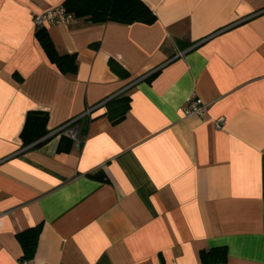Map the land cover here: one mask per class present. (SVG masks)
<instances>
[{
    "label": "crops",
    "instance_id": "1",
    "mask_svg": "<svg viewBox=\"0 0 264 264\" xmlns=\"http://www.w3.org/2000/svg\"><path fill=\"white\" fill-rule=\"evenodd\" d=\"M64 1L0 0V264H19L17 234L36 226L28 264H202L214 247L220 264H264V0H141L152 24L45 27L74 74L32 21ZM117 95L129 110L113 125ZM189 97L202 120L184 117ZM32 110L50 131L38 148L20 138ZM69 120L80 137L60 151Z\"/></svg>",
    "mask_w": 264,
    "mask_h": 264
},
{
    "label": "trees",
    "instance_id": "2",
    "mask_svg": "<svg viewBox=\"0 0 264 264\" xmlns=\"http://www.w3.org/2000/svg\"><path fill=\"white\" fill-rule=\"evenodd\" d=\"M62 5L75 19H84L92 24L107 22L123 25L133 23L152 24L156 19L155 15L141 0H65ZM35 36L48 58L55 63V66L62 74L75 73L77 68L75 56L70 54L59 55L45 28L35 29ZM108 66L116 75H123V69L115 61L109 59ZM129 102L130 99L126 95H117L106 100L103 103L105 107L103 116L113 125L121 122L129 110ZM79 121L76 120L74 124L79 126ZM46 123L47 113L45 111H28L20 132L22 146L32 145L33 148H38L44 144L50 133L46 129ZM59 128L55 133L60 135L58 149L60 151H68L72 142L65 133L67 128L62 130H59ZM38 233L39 227L36 226L17 234L23 251L20 260L28 261L31 259L37 244ZM199 255L202 264H220L226 260V248L214 247L207 251H200Z\"/></svg>",
    "mask_w": 264,
    "mask_h": 264
},
{
    "label": "built area",
    "instance_id": "3",
    "mask_svg": "<svg viewBox=\"0 0 264 264\" xmlns=\"http://www.w3.org/2000/svg\"><path fill=\"white\" fill-rule=\"evenodd\" d=\"M32 21L34 28H45L50 25L54 24H65L69 25L74 21V17L68 13L64 6L57 5L55 7L46 9L45 11H42L40 13H35L32 16ZM208 106L203 103V101L200 98L195 97H189L184 105L183 108V115L184 117H197L198 119H203L205 115L207 114ZM76 120H71L64 125H62L59 130H62L64 128H67L65 130V133L73 138L74 140H78L80 137L79 133V127L78 125H75L74 123ZM225 119L224 117H218L214 121V127L216 130L222 129L224 125ZM19 264H28L27 260H20Z\"/></svg>",
    "mask_w": 264,
    "mask_h": 264
}]
</instances>
